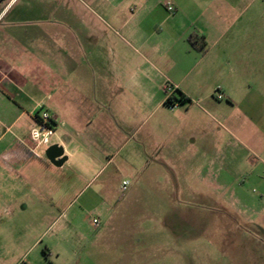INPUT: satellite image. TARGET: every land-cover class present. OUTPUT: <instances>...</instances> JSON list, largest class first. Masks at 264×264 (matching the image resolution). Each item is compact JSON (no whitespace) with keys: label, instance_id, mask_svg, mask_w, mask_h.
I'll return each instance as SVG.
<instances>
[{"label":"crops","instance_id":"crops-1","mask_svg":"<svg viewBox=\"0 0 264 264\" xmlns=\"http://www.w3.org/2000/svg\"><path fill=\"white\" fill-rule=\"evenodd\" d=\"M206 1L174 0L173 13L146 3L139 19L62 18L56 36L42 27L48 19L30 18L46 9L39 0L19 9V0L0 4V264L61 258L62 240L42 246L68 234L70 188L85 182V169L175 187L173 200L195 197V180L210 183L215 166L226 167L230 123L243 137L239 177L264 183V97L251 76L229 77L230 59H250L254 47L230 49L246 39L233 30L236 20L227 26L214 18L212 5L218 11L224 0ZM193 33L205 37L204 52L190 44ZM236 73L253 71L237 66ZM180 94L188 102L170 110L167 100ZM41 111L51 116L53 135L38 144L31 131ZM52 146L63 149L61 167L46 155ZM128 187L123 180L122 197ZM112 213L98 206L100 227L91 221L87 234L99 236ZM12 233L30 239L23 255Z\"/></svg>","mask_w":264,"mask_h":264},{"label":"rangeland","instance_id":"rangeland-1","mask_svg":"<svg viewBox=\"0 0 264 264\" xmlns=\"http://www.w3.org/2000/svg\"><path fill=\"white\" fill-rule=\"evenodd\" d=\"M28 1L19 0L17 9ZM39 1L46 9L39 7L31 11L30 18L37 22L48 19L47 26L42 27L56 36L62 18L139 19L145 17L140 9L146 3L165 8L167 0ZM171 1L174 5V0ZM224 1L218 11L212 5L214 18L222 19L227 26L236 20L233 30L246 39L231 45L230 49L249 53L254 47V56L250 59H230L229 77L238 81L251 76L250 86L264 97V0ZM212 3L215 5L218 1ZM237 66L253 73L238 75ZM248 91L241 90L236 98ZM43 113L47 112L41 111L39 116ZM225 128L229 133L226 167L220 169L222 165H216L210 183L195 180L190 186L197 195L191 199L173 200L169 194L175 187L136 183L128 172L117 175L112 168L83 170L85 182L70 188L73 197L69 202L68 234L62 239L54 237L50 242L44 241L42 246L45 249L46 245L62 240L68 247L61 251V258L52 257L42 264H264V183L239 177L238 158L245 152L243 137L231 123ZM251 162L256 160L252 158ZM260 166L264 178V166ZM125 179L129 187L122 197L118 190ZM98 206L113 210L111 222L103 225L99 236H90L87 233ZM2 220V223L8 221ZM11 238L14 244L22 242L20 254L27 252L28 247H24L30 239L18 241V235L13 233ZM129 245H133L131 249ZM141 254L145 255L143 261L139 259ZM20 264L38 263L22 261Z\"/></svg>","mask_w":264,"mask_h":264},{"label":"built area","instance_id":"built-area-1","mask_svg":"<svg viewBox=\"0 0 264 264\" xmlns=\"http://www.w3.org/2000/svg\"><path fill=\"white\" fill-rule=\"evenodd\" d=\"M14 0H7L9 4L12 3ZM5 3V2H4ZM165 8L169 13L174 12V5L171 0H167L165 2ZM168 94L173 92V88L171 86H168L166 88ZM221 95H219V99H221ZM177 105H168L170 110H173ZM53 135V122L52 118L48 113H43L42 116H39L36 122V126L31 131V136L33 141H35L38 144H42L43 142L48 141ZM128 186L127 182L123 183L122 192L126 191V187ZM93 226L97 230L100 227V222L96 219L93 220Z\"/></svg>","mask_w":264,"mask_h":264},{"label":"trees","instance_id":"trees-1","mask_svg":"<svg viewBox=\"0 0 264 264\" xmlns=\"http://www.w3.org/2000/svg\"><path fill=\"white\" fill-rule=\"evenodd\" d=\"M7 0H0V4H3L4 2H6ZM189 42L190 44L193 46V47H196L197 44L199 43L201 45V52H204L205 48H206V41H205V37L204 36H200L198 33H193L190 38H189ZM188 102V99L180 94L179 98L176 97V98H169L166 102V106L168 105H173V104H176V103H179V104H185ZM36 118L38 119L39 118V115H36Z\"/></svg>","mask_w":264,"mask_h":264},{"label":"water","instance_id":"water-1","mask_svg":"<svg viewBox=\"0 0 264 264\" xmlns=\"http://www.w3.org/2000/svg\"><path fill=\"white\" fill-rule=\"evenodd\" d=\"M63 149L59 148L58 146H52L47 151V157L49 161L55 166V167H61L65 162L66 158L63 157Z\"/></svg>","mask_w":264,"mask_h":264}]
</instances>
